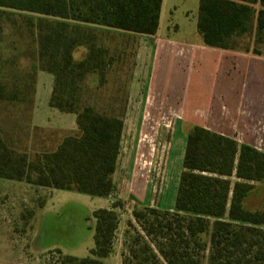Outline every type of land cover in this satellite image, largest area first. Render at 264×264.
<instances>
[{
    "label": "trees",
    "instance_id": "16d2710c",
    "mask_svg": "<svg viewBox=\"0 0 264 264\" xmlns=\"http://www.w3.org/2000/svg\"><path fill=\"white\" fill-rule=\"evenodd\" d=\"M163 0H0V14H29L38 40L39 68L54 76L50 106L77 116L78 132L54 151L31 157L12 148L0 132V178L95 197L115 191L125 123L113 112L81 102L91 74L105 71V50L80 24L154 36ZM34 17H37L35 20ZM197 31L206 46L264 56V0H199ZM87 44L86 58L73 52ZM17 80V79H16ZM17 83L0 80V99L14 100ZM234 179V180H233ZM264 181V151L249 143L192 126L174 208L133 211L145 236L132 238L123 264H264V208L246 200ZM117 200L94 210L95 245L70 264H101L112 250L120 222ZM131 223V222H130ZM208 251V254L206 253Z\"/></svg>",
    "mask_w": 264,
    "mask_h": 264
},
{
    "label": "rangeland",
    "instance_id": "374dc122",
    "mask_svg": "<svg viewBox=\"0 0 264 264\" xmlns=\"http://www.w3.org/2000/svg\"><path fill=\"white\" fill-rule=\"evenodd\" d=\"M198 9L199 0H167L159 39L202 42L197 31ZM27 16L19 11L0 14V80L17 83L21 95L32 85L48 87L50 81L45 78L53 77L41 69L33 80L25 72L28 63L20 42L33 37L26 26ZM150 42L149 47L133 42L122 46L115 39L114 47L123 49V59L115 66L118 69L111 74L110 64L105 63V71L91 74L82 91L83 105L113 113L125 104L129 106L113 194L100 198L0 178V264H70L65 263L67 255L87 257L95 245L94 210L111 208L117 200L124 202L117 209L120 222L112 250L101 264H123L132 238L145 236L133 211L146 206L174 208L186 147L187 128L179 125L182 112L202 115L208 102L229 105L235 93L243 103L253 106L248 107L264 113V56L210 47L216 56L193 66L184 59L155 61ZM41 101L42 97L38 100L40 109ZM52 108H47L51 125L70 127L71 114ZM18 111L0 102V128L9 137L16 131L19 118L14 113ZM20 130V142L31 139L25 124ZM52 132L44 135L50 143ZM256 145L264 147V143ZM30 148L32 152L37 149L35 145ZM246 206L264 208V181L255 184Z\"/></svg>",
    "mask_w": 264,
    "mask_h": 264
},
{
    "label": "crops",
    "instance_id": "0c3cea01",
    "mask_svg": "<svg viewBox=\"0 0 264 264\" xmlns=\"http://www.w3.org/2000/svg\"><path fill=\"white\" fill-rule=\"evenodd\" d=\"M166 1L167 0H163L159 29L157 34L154 36L110 29L97 25L80 24L83 29L93 31L94 41L97 46L105 50L104 60L105 63L110 64L108 70L111 71V74L118 69V66L115 67L118 60L123 59V49L120 50L114 47L115 39L119 40L122 46L124 44H126L125 46H129L132 42L136 45L141 44L143 46H147L149 41H151L150 47L153 49L151 57L155 61H166L167 59H177L181 61L184 59L190 61L194 66L196 63L200 64L201 62H206V60L208 61L212 59V55L216 56L215 53L217 52L206 46L202 37V42L197 41L196 44H188V41H176L173 38H170L168 41L159 39V37H161V19ZM32 36L31 40L26 39L20 43L24 46V56L27 57L26 63L28 64L26 67L27 71L25 72L29 74L30 77L32 76L31 78L33 80H36L38 73L41 71L39 68L38 58L39 46L36 34ZM88 53L89 49L87 44H83L74 50L73 56L76 61H81L87 57ZM142 56L143 54L139 55V58ZM216 58H218V56ZM45 80L48 82L50 81L48 87L44 86L45 88L40 89L39 85H37L36 88V85H32L28 90H24L22 95V92H20L22 89L17 87L18 90H7L8 93L16 94L17 98L14 100L0 99V102L8 103L20 110L18 113H14L15 118H19L18 122H15L16 131L14 132V136H10V138L8 134L3 132V129L0 128L1 134L12 148L18 151L27 152L31 157H34L39 153L54 151L65 137L72 135L73 132H78L77 116L73 113H69L71 114L70 127L61 125L52 126L49 122V113L47 108L51 111L50 108L52 107H50L49 101L53 90L54 76L52 79L45 78ZM88 86L89 90H94L93 86ZM83 90L86 89L84 88ZM40 97L43 99V101H41V107H43L42 109H40V104L38 103ZM248 105L245 102L243 103L241 98L234 93L232 94V101L229 105L228 103H223L221 105L220 103L215 104L213 101L208 102L207 109L205 111H201L203 113L202 115H198V111L182 112L179 125L187 128L185 135H187L188 130L192 126L200 125L220 134L230 136L236 139L239 143H249L259 150L264 151L263 146L256 145V143H264V113L260 114L254 111L253 108L248 107ZM250 106L253 107L252 105ZM57 110L59 111V109ZM128 110L129 106L128 104H125L121 107L120 112L115 113V115L123 118L125 125L127 122ZM23 124L26 125V133L29 138H31L29 139L30 141L27 140L25 143L20 142L21 139L18 138L19 132H22L20 129H22ZM214 127H218L219 129H213ZM51 130L53 131L52 135L54 138L50 143L51 140L45 139L44 135L47 131ZM33 145H35L37 149L32 152V148H30V146Z\"/></svg>",
    "mask_w": 264,
    "mask_h": 264
}]
</instances>
